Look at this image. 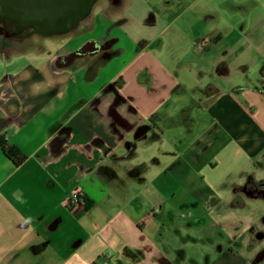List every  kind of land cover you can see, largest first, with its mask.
<instances>
[{
	"label": "crops",
	"instance_id": "0c3cea01",
	"mask_svg": "<svg viewBox=\"0 0 264 264\" xmlns=\"http://www.w3.org/2000/svg\"><path fill=\"white\" fill-rule=\"evenodd\" d=\"M150 4L0 47V264H264V0Z\"/></svg>",
	"mask_w": 264,
	"mask_h": 264
},
{
	"label": "water",
	"instance_id": "95a60500",
	"mask_svg": "<svg viewBox=\"0 0 264 264\" xmlns=\"http://www.w3.org/2000/svg\"><path fill=\"white\" fill-rule=\"evenodd\" d=\"M49 1L52 5H48ZM63 1L67 4H61ZM79 1L25 0V2H36L30 5L21 4L20 0H12L11 4L5 7L4 0H0V31L9 33L13 30L11 27H17L19 28L17 33L22 34L28 32L29 27H35L44 35L68 32L89 14L95 0H82L84 1L82 4H76ZM79 5H82L81 8ZM5 17L9 21H6Z\"/></svg>",
	"mask_w": 264,
	"mask_h": 264
},
{
	"label": "rangeland",
	"instance_id": "374dc122",
	"mask_svg": "<svg viewBox=\"0 0 264 264\" xmlns=\"http://www.w3.org/2000/svg\"><path fill=\"white\" fill-rule=\"evenodd\" d=\"M151 4V7L153 8V10L156 12H159L160 8L163 7L162 4V0H148ZM101 8V4L97 3L94 5L92 11L93 13H97L96 16L100 17V13L99 10ZM242 11V10H241ZM224 15L228 17V19H230L234 13L228 9V10H223ZM235 17V15L233 16ZM92 25V24H91ZM96 24H94L89 28V25H85L84 23L80 24L78 27H75L76 29L72 30L74 32L68 33L66 35H62V36H43L44 34L40 33L38 30H36L35 27H29L27 29L28 32L25 33H17L19 31V28L17 27H11L13 30V34L17 35V36H24V34H31L32 37V41L35 42V44H39L38 47H32V49H39L41 50L42 53L46 54L48 53V51H54V50H59L63 47V45L66 43L67 38L69 37H80L83 36L85 34H89V35H97L100 33L102 26L99 24L97 27ZM8 27V26H7ZM4 30L0 31V47L2 49H6L8 51V53L10 52H14L16 50H20L21 48H26L27 44L29 43V39H31V37H29L26 41L23 42V44H17V43H12L11 40L9 38H7L5 36ZM253 71L254 73L258 72L257 67L253 66ZM166 138H164V141L166 142ZM184 140H188L187 138H184ZM154 148V147H153ZM152 148V149H153Z\"/></svg>",
	"mask_w": 264,
	"mask_h": 264
},
{
	"label": "trees",
	"instance_id": "16d2710c",
	"mask_svg": "<svg viewBox=\"0 0 264 264\" xmlns=\"http://www.w3.org/2000/svg\"><path fill=\"white\" fill-rule=\"evenodd\" d=\"M260 74L264 78V68L260 69ZM0 147L3 153L8 158H10L15 165H19L25 159V155L21 151H19V149L15 145L9 143L4 138V136H0ZM259 183H260L259 181H256L249 175V177L246 179L245 184L244 186H242V188L247 189V191L249 192V195H252V196L259 195L260 194L259 187H258ZM261 184L264 186L263 180L261 181Z\"/></svg>",
	"mask_w": 264,
	"mask_h": 264
},
{
	"label": "flooded vegetation",
	"instance_id": "af4514ba",
	"mask_svg": "<svg viewBox=\"0 0 264 264\" xmlns=\"http://www.w3.org/2000/svg\"><path fill=\"white\" fill-rule=\"evenodd\" d=\"M98 1V0H97ZM11 2H12V0H4V2H3V4H4V6L6 7V5L8 6V5H10L11 4ZM25 0H20V3L21 4H30V5H33V4H35L34 2H25ZM82 3V1H79V2H77L76 4H81ZM61 4H67V2H65V1H63V3H61ZM48 5H52V2H48ZM6 21H9L8 20V18L7 17H5L4 18ZM5 22V21H4ZM5 36L7 37V38H9L10 40H11V42L12 43H17V44H23V42L24 41H26L29 37H31L32 35L31 34H24V36L22 35V36H17V35H15V34H13V31L12 32H9V33H7V34H5ZM94 46H97V47H99V48H101V49H105L106 47H107V43H103V44H98V45H96V44H94L93 45V47ZM90 47H92L91 45H90ZM103 53L104 54H106L107 53V51L106 50H103Z\"/></svg>",
	"mask_w": 264,
	"mask_h": 264
},
{
	"label": "built area",
	"instance_id": "2783aa9c",
	"mask_svg": "<svg viewBox=\"0 0 264 264\" xmlns=\"http://www.w3.org/2000/svg\"><path fill=\"white\" fill-rule=\"evenodd\" d=\"M83 201L84 199L81 193L77 190H73L67 195L65 199V204L69 208H76V207H80V205L83 204Z\"/></svg>",
	"mask_w": 264,
	"mask_h": 264
}]
</instances>
